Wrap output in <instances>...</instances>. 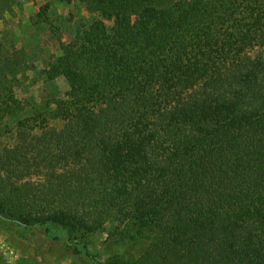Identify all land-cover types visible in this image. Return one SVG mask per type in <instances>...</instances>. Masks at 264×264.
I'll list each match as a JSON object with an SVG mask.
<instances>
[{"label":"trees","instance_id":"1","mask_svg":"<svg viewBox=\"0 0 264 264\" xmlns=\"http://www.w3.org/2000/svg\"><path fill=\"white\" fill-rule=\"evenodd\" d=\"M79 1L101 20L45 70L66 98L16 131L0 44V220L43 261L120 264L101 233L129 264H264V0Z\"/></svg>","mask_w":264,"mask_h":264},{"label":"rangeland","instance_id":"2","mask_svg":"<svg viewBox=\"0 0 264 264\" xmlns=\"http://www.w3.org/2000/svg\"><path fill=\"white\" fill-rule=\"evenodd\" d=\"M97 20H101V15L88 11L79 0H0V44L19 51L27 65L26 75L16 88L20 105L16 115L7 121L13 131L20 121L34 116L48 102L66 98L69 91L66 80L50 82L45 70L62 55V45L70 44L79 31L88 29ZM8 136L0 137V146H14V139ZM90 240L103 251L109 263L129 264L141 256V246L127 248L115 243L106 246L105 234H95ZM32 246V236L17 225L0 220L3 264H73L70 260L38 259Z\"/></svg>","mask_w":264,"mask_h":264}]
</instances>
